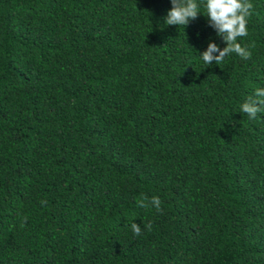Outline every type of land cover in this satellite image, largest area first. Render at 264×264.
I'll list each match as a JSON object with an SVG mask.
<instances>
[{
  "label": "trees",
  "instance_id": "obj_1",
  "mask_svg": "<svg viewBox=\"0 0 264 264\" xmlns=\"http://www.w3.org/2000/svg\"><path fill=\"white\" fill-rule=\"evenodd\" d=\"M250 2L251 59L208 67L226 44L203 6L184 29L171 0H0V264H264Z\"/></svg>",
  "mask_w": 264,
  "mask_h": 264
},
{
  "label": "clouds",
  "instance_id": "obj_2",
  "mask_svg": "<svg viewBox=\"0 0 264 264\" xmlns=\"http://www.w3.org/2000/svg\"><path fill=\"white\" fill-rule=\"evenodd\" d=\"M172 8L165 18L166 25H175L184 29L191 20H195L201 13V6L209 25L215 29L216 34L222 38L226 47L220 49L216 43H209L207 50L201 55L204 64L208 67L213 63L221 65L225 58L231 54L238 55L243 60L251 59L252 53L247 46H242L239 40L248 35L247 22L253 9L250 0H171ZM218 53V55H216ZM240 113L247 116L249 120H256L259 114H264V88H257L247 100L240 105ZM47 201L42 200L41 204ZM162 201L159 196L142 198L138 205L143 208L155 207L159 212ZM27 217L21 222L23 228ZM148 231L152 230L151 222L144 225ZM134 236L143 234L141 226L135 222L130 224Z\"/></svg>",
  "mask_w": 264,
  "mask_h": 264
}]
</instances>
